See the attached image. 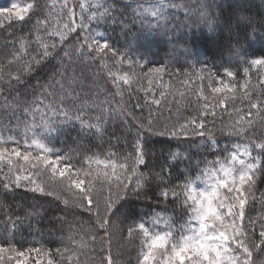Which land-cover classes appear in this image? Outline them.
Listing matches in <instances>:
<instances>
[{"label": "trees", "instance_id": "obj_1", "mask_svg": "<svg viewBox=\"0 0 264 264\" xmlns=\"http://www.w3.org/2000/svg\"><path fill=\"white\" fill-rule=\"evenodd\" d=\"M12 1L0 0V148L9 149L0 158V246L35 247L51 255L60 249V255L51 256L57 264H109V255L111 264H141L147 248L142 225L162 214L172 228L179 227L189 214L184 186L217 162L226 161L233 146L248 144L258 158L255 199L249 197L245 208L242 227L247 235H236L240 219L231 216L234 226L229 241L237 257L242 256L238 246L242 241L254 250L255 264L264 262V245L255 250L264 240L259 235L264 223V218L259 219L264 213L260 202L264 151L254 146L264 142V80L261 70L251 64L264 59V0H215L217 7L210 10L213 15H231L233 23L246 16L253 22L233 32L215 24L209 29L196 10L201 0H166L195 7L187 11L167 6L154 18L145 15L142 19L129 16L136 11V3L130 0H105L101 7L91 3L88 9L70 0H18L32 9L24 20H9L8 14L14 13ZM104 8L108 15L101 17ZM89 34L110 44L116 55L108 52L101 60L90 52L84 41ZM45 45L53 53L47 59L43 58ZM65 51L70 59L63 57ZM154 68L164 71L150 72ZM125 74L130 77L128 83L121 80ZM55 81L63 83L64 90ZM220 81L234 86L233 90L212 92L210 82L212 87H222ZM61 97L63 105L59 104ZM85 101L88 106L81 109ZM50 104L80 109L86 122L95 123V117L103 115V135L74 119L54 115ZM137 119L145 124L150 119L153 128L152 133L139 130L147 141L145 163L140 165L135 164L133 151ZM193 120L203 122L200 131L205 136L193 134ZM249 120L253 121L250 130ZM181 125L188 126L187 136L154 134L165 128L179 131ZM240 128L246 129L243 135L228 134ZM39 143L59 158H72L83 181L81 188L65 190L66 182L57 183L58 178H52L47 169L33 168L11 152L18 147L21 155L26 151L36 154ZM173 153L179 155L173 158ZM93 154L97 159H85ZM107 159L115 161L121 180H132L126 207L115 215L114 208L123 202V186L112 178L110 164L106 169ZM133 166L143 174L142 187L135 192L131 190L137 179L131 175ZM25 175L45 182L46 188L60 193L71 207L66 210L53 197L29 191L33 185L27 181L22 180L19 188L14 183L3 187ZM173 189L179 198L172 195ZM162 190L169 192L167 197L161 195ZM250 219H256L255 225ZM130 227L134 230L129 233ZM0 264L14 263L0 258Z\"/></svg>", "mask_w": 264, "mask_h": 264}, {"label": "snow or ice", "instance_id": "obj_2", "mask_svg": "<svg viewBox=\"0 0 264 264\" xmlns=\"http://www.w3.org/2000/svg\"><path fill=\"white\" fill-rule=\"evenodd\" d=\"M165 5V0H159V4L158 7L160 6H164ZM168 6L172 7V8H181L183 7L184 10L187 11H191L195 6L191 5V4H184L183 6L181 5H177V4H169ZM216 3L215 0H213V3L209 4L207 3V0H201V3L199 5V8L196 9L197 11H199L200 16L203 19V23L207 25V27L209 29L213 28V25L215 24L217 27L222 28L224 31H229V32H233L234 30H236L237 28H240L241 25H243V27L248 26L251 27L252 26V21L246 17V16H240L239 17V21L237 23H233V18L231 15H225V14H218V15H213L212 12L210 11L211 9L216 8ZM32 8H28L25 7L23 9L21 8H16V12L14 14H8L7 18L9 20L11 19H16V20H24L25 17L27 16V14L31 11ZM108 15V8H104V10L100 13V16H106ZM152 15H157L156 12H153ZM93 17H95V14H93ZM90 17V18H93ZM65 27H68L67 25H65ZM81 27H87L86 25H81ZM75 28H72L71 31H75ZM253 31H255V29L253 28ZM84 41L85 44L87 46V49L90 52H94L96 54V56L100 57L101 60H103V56L105 54H107L108 52H112V55H116L115 52L112 51L110 44H108L107 42L105 43H101L99 40L95 39L91 34L86 35L84 37ZM53 47H55L53 45ZM81 47H83V45H81ZM80 49L77 48V52H79ZM235 52L237 55H239L240 49L237 48L235 49ZM53 53L50 52L48 50V46L45 45L44 46V51H43V58L47 59L49 57H52ZM63 57H68L69 59L70 54L65 51L63 53ZM63 57H61V60L63 59ZM41 61H37V64H39ZM252 66H260V67H264V59H254L251 61ZM32 68L29 67L28 68V72H31ZM164 69L163 68H154V69H150V72L153 73H160L163 72ZM205 70H201V73H203ZM61 73H55V75H59ZM229 77L233 76V73L231 71H228L226 73ZM199 75V74H198ZM201 78H203L201 76ZM17 81L19 80V77L16 78ZM71 80V78H69ZM130 77H128L127 74H125V76L121 77V80L124 81V83H128L129 82ZM212 76L211 74H209V80L211 81ZM55 83L60 84V89L64 90V84L60 83V81H55ZM220 83L223 85L222 87H212L211 86V82H210V87L212 92L214 93H223L226 89L228 91H232L233 87H229V85L227 83H224L223 81H220ZM67 96L71 97L72 93L71 92H67L66 93ZM247 95V94H245ZM79 97H76V99H78ZM155 103H159L160 101H154ZM220 103H224V100H221ZM60 105H63V97H61L60 101H59ZM87 105V101H85L84 105H81V109ZM91 106H95V105H91ZM139 106V105H137ZM48 107L51 109V111L53 112V114H60L63 115V117L66 120H76L80 123V125L83 128H87L89 130H94L96 134L102 136L104 129L102 128V123L104 122V116L103 115H97L95 117V123L91 122V121H85L84 119V113L80 110V109H75L73 110V108L70 107H63V106H57L56 104H50L48 105ZM252 108H256L257 105L256 104H252L251 105ZM27 111V109H26ZM105 110L102 109V112H104ZM121 111L123 112V109H121ZM129 112H131V110H128ZM137 124V136L135 138V143L133 145V151L135 152V164L136 165H140V164H144L145 163V159L144 157L146 156V152L144 151L147 141L142 139L140 136V129H144L150 133L153 132V128H152V121L149 119L147 124H145L143 122L142 119H137L136 121ZM191 124L194 125L193 128V134L194 135H198V136H205V132L204 131H200V129H203L205 126L203 124V122L201 121L200 123H197L195 120L191 121ZM248 124V130H250L253 126V121L249 120L247 122ZM188 126L187 125H181L180 126V130L179 131H170L167 128L164 129V131H155L154 134L158 135V136H171V137H179L180 135H184L187 136L188 130H187ZM246 129L244 128H240V129H234L232 131H229V135H243L245 133ZM208 139L209 141L212 142V144H215V138L214 136H212L211 133H208ZM119 139V138H117ZM32 143L35 144V141H32ZM255 148L260 149L261 151H264V142H260V143H255ZM28 147H31V145H28ZM40 148L43 151V155H36L35 157H33L34 160H36L38 163L37 164H33L32 167L33 168H38L39 165H43L45 169H47L50 173H51V177L52 178H58L57 179V183H63L65 184L66 182V187L65 190H69L72 188H78L79 185L73 181L71 179V177L73 175H75L78 172V169L76 168V166L72 163V158L70 156H63L59 159L56 158H52V150L41 145ZM12 153H14V155L16 157H20L21 156V151L19 150V148H14L11 150ZM6 153H9V149L7 148H0V158H3L5 156ZM179 155V153H173L172 156L173 158H176ZM244 155L246 156H250L251 153L249 151V147L245 146L244 147ZM31 156L30 152H25L23 154V160L24 161H28L29 157ZM86 160L88 161H92L93 159H97L95 154H93L92 156H86L85 157ZM252 159L254 161H257L256 163H246L245 160H241V164L246 165V167L243 169V171H241L238 175L233 176L232 175V170L229 169L226 172V175L231 177V183L229 185L228 191L232 193V195L230 197H226L227 200L234 202L235 205V211H229L228 215L230 216H238L240 219V225L236 230V235L243 237L246 236L247 233L244 232L242 224L243 221L245 219V208L246 205L249 201V197L255 199V195H254V187H255V183H256V173L257 171H259L258 168V158L257 157H252ZM108 163L105 165L106 169L107 167L111 166L112 168V178L116 179L123 187H122V192H123V202H121L116 208H114L113 214H118L121 209L126 207L127 204V195L129 192V184L132 183L131 177H126L125 180H121V177L119 175L116 174V169H117V165L115 163V161H112L111 159H107L106 160ZM9 165H11V160L9 159L8 161ZM120 168H125L126 169V165H120ZM131 175L137 177L136 182H135V186L131 189L133 192L136 191L137 188H141L142 185L139 183L140 178L143 177V174L138 173L137 167L133 166L131 168ZM27 181L29 185H33L32 187H29L28 190L32 191V192H39L42 195H47V196H51L53 197L55 200L60 201L61 204L64 205V208L67 210L71 207L69 201L65 198H63V196L60 193H57L56 191L53 190H49L48 188H46L43 184H39L34 180H31L29 178V176L25 175L23 177L21 176H16L15 177V181L14 182H8V183H4L3 187L5 189L9 188L12 186V183H14L15 187L19 188L22 186L21 181ZM227 183V182H226ZM185 189H187V191L184 193V195L186 196V200L185 203L187 202L188 196V186L185 185L184 186ZM172 195L177 196V198H179V195L175 192V190H171ZM169 194L168 191L166 190H162L161 191V195L164 197H167ZM118 199L120 198L119 196L117 197ZM121 200V201H122ZM242 200V204L240 203V201ZM260 202L262 205H264V193H261L260 196ZM88 205L89 207H91V199H88ZM229 207L231 208L232 205L229 204ZM33 215H38L36 213H33ZM262 218H264V213L261 214V216L259 217V219L261 220ZM256 219H250L249 223L252 225H255L256 223ZM260 233L259 235L264 238V223H262L260 225ZM134 229L132 227H130L128 229V232H132ZM261 245H264V240H262L255 248V250H260ZM241 248V252H242V256L237 257V261L236 264H255V261L252 259L253 257V249L250 247H247L243 244V242L241 241L240 244L238 245ZM5 249L4 248H0V253L4 252ZM13 251H15L13 249ZM29 251H35L36 253H41L43 252L44 255H49V253L46 250L43 249H30ZM61 254V250L57 249L55 254L52 255H60ZM18 256L23 257L25 255L24 252H18L17 253ZM108 262L109 264H111V256H108ZM18 264H23L22 261L18 262ZM36 264H41V262L39 260L36 261ZM47 264H57V262H54L53 259H49ZM142 264V262H141ZM261 264H264V262H261Z\"/></svg>", "mask_w": 264, "mask_h": 264}, {"label": "rangeland", "instance_id": "obj_3", "mask_svg": "<svg viewBox=\"0 0 264 264\" xmlns=\"http://www.w3.org/2000/svg\"><path fill=\"white\" fill-rule=\"evenodd\" d=\"M104 1L70 0L71 3L80 2L81 9H88L91 3L95 8L101 7ZM130 2L136 3L134 6L136 11H132L129 16L139 15L140 19L145 15L147 18H154L170 4L166 0L165 5L160 7H158L159 0H130ZM12 7L15 13L16 8L23 9L27 6L19 3L18 0H13ZM153 12H156L157 15H152ZM94 37L98 40L96 34ZM254 67L261 70V79L264 80V67ZM41 145L46 147L45 143H39L36 146V154L30 152L31 156L27 162L32 165L38 163L33 157L44 154L40 148ZM245 146L249 147L250 156L244 155ZM22 157L23 155L19 158L26 163ZM252 157H254L253 148L250 145H235L226 161L217 162V165L211 166L200 176L191 180L186 204L189 207V214L179 227L172 228L167 217L162 214L156 215L147 224L142 225L147 235V248L143 253L142 264H155V261H157L156 264H236L237 256L229 241L234 223L231 216L228 215L229 211H234L235 205L234 202L226 199L232 195L228 191L231 177L226 175V172L231 169L233 176L238 175L246 167L241 164V160H245L246 163L257 162ZM52 158L59 159V156L52 151ZM42 168L44 169V166L39 165L37 169ZM30 179L36 181L34 178ZM71 179L79 185V188L82 187L83 181L78 173ZM37 182L45 183L40 180ZM240 203L242 204V200ZM229 204L232 205L231 208ZM0 248L5 249L0 253V258L14 264H18L20 261L23 264H36L37 260L41 264H47L52 256L47 250L49 255H44L43 252L38 254L35 251H29L37 249L35 247L0 246ZM18 252H24L25 255L20 257L17 255Z\"/></svg>", "mask_w": 264, "mask_h": 264}]
</instances>
